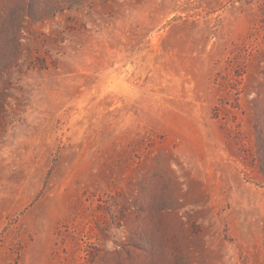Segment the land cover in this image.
Wrapping results in <instances>:
<instances>
[{
  "label": "rangeland",
  "instance_id": "374dc122",
  "mask_svg": "<svg viewBox=\"0 0 264 264\" xmlns=\"http://www.w3.org/2000/svg\"><path fill=\"white\" fill-rule=\"evenodd\" d=\"M0 264H264V0H0Z\"/></svg>",
  "mask_w": 264,
  "mask_h": 264
}]
</instances>
